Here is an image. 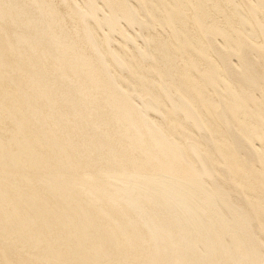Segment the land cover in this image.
<instances>
[{
    "label": "bare ground",
    "instance_id": "1",
    "mask_svg": "<svg viewBox=\"0 0 264 264\" xmlns=\"http://www.w3.org/2000/svg\"><path fill=\"white\" fill-rule=\"evenodd\" d=\"M0 264H264V0H0Z\"/></svg>",
    "mask_w": 264,
    "mask_h": 264
}]
</instances>
